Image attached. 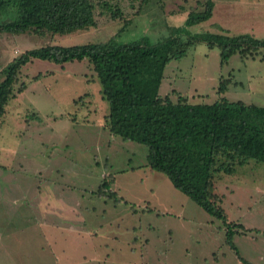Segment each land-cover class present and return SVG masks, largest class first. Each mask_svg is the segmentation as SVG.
I'll list each match as a JSON object with an SVG mask.
<instances>
[{
  "label": "rangeland",
  "instance_id": "1",
  "mask_svg": "<svg viewBox=\"0 0 264 264\" xmlns=\"http://www.w3.org/2000/svg\"><path fill=\"white\" fill-rule=\"evenodd\" d=\"M108 1L118 17L97 7L96 26L85 30L0 31V81L16 56L47 44L143 35L161 41L204 2ZM213 1L212 16L190 33L264 37V0ZM11 17L0 13V23ZM12 93L0 119V264H242L225 243L221 220L150 170L146 145L110 133L108 103L87 59L34 58L21 67ZM159 94L264 105V58L236 53L221 64L217 47L197 42L167 63ZM223 160L218 164L227 166ZM213 190L227 220L242 226L233 236L239 254L264 264V162L216 173Z\"/></svg>",
  "mask_w": 264,
  "mask_h": 264
},
{
  "label": "trees",
  "instance_id": "2",
  "mask_svg": "<svg viewBox=\"0 0 264 264\" xmlns=\"http://www.w3.org/2000/svg\"><path fill=\"white\" fill-rule=\"evenodd\" d=\"M203 1L201 9L188 12L182 25L173 26L172 34L158 42H151L146 35L125 42L111 36L96 42L47 44L25 50L3 69L0 119L23 65L34 58L60 64L87 59L108 103L104 121L110 133L146 145L150 170L164 173L174 188L221 220L225 243L242 264H251L233 242L234 227L242 226L227 220L213 180L218 172L234 171L237 163L250 159L264 162V105L226 98L188 102L180 95L173 101L159 94L167 63L184 56L197 42L217 47L221 64L236 53L243 58H264V37L248 32L190 33L189 26L212 16L214 1ZM113 6L108 0H0V13L12 14L10 20L0 23V31L70 34L96 26L97 7L118 17L119 10ZM223 85L218 88L220 93L225 90ZM24 86L21 83L18 91ZM218 159L229 164H218Z\"/></svg>",
  "mask_w": 264,
  "mask_h": 264
}]
</instances>
